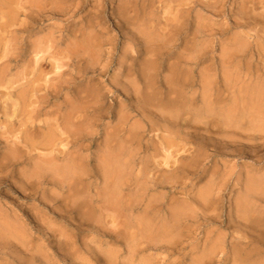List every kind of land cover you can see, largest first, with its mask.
Segmentation results:
<instances>
[{"label":"rangeland","instance_id":"rangeland-1","mask_svg":"<svg viewBox=\"0 0 264 264\" xmlns=\"http://www.w3.org/2000/svg\"><path fill=\"white\" fill-rule=\"evenodd\" d=\"M21 1L0 0V264H264V4ZM26 131L52 139L31 192Z\"/></svg>","mask_w":264,"mask_h":264},{"label":"bare ground","instance_id":"bare-ground-1","mask_svg":"<svg viewBox=\"0 0 264 264\" xmlns=\"http://www.w3.org/2000/svg\"><path fill=\"white\" fill-rule=\"evenodd\" d=\"M12 1L13 0H4V2H5V4H11L12 3ZM23 1V0H22ZM22 1H21V3H22ZM212 1V0H211ZM219 0H215L214 2H212V3H208L207 4V6L209 7H213V8H215L216 7V5H217V2H218ZM243 1V3H245V5H248V4H250L251 6H255L256 5V3H257V1H259V0H242ZM2 3V2H1ZM28 3H29V1H28ZM145 3V2H144ZM242 3V4H243ZM259 3H261V4H264V0H260L259 1ZM18 4V3H17ZM20 4V3H19ZM192 4V3H191ZM191 4H189V5H191ZM188 5V4H187ZM222 5V4H221ZM12 6V5H11ZM30 6H31V2H30ZM52 6V5H51ZM186 6V5H185ZM240 6L242 7V5L240 4ZM43 7V6H42ZM78 7V9H79V6H77ZM125 7V6H124ZM142 7V6H141ZM248 7L249 8H251L249 5L246 7V9H248ZM191 8V7H190ZM262 8V7H261ZM210 9V8H209ZM243 8H241V10H242ZM262 10V9H261ZM27 14H26V17L28 18V19H32L33 20V10H32V8H30V7H28L27 8ZM128 11H129V7H128ZM223 11V10H222ZM15 12V11H14ZM76 10H72V13H74V15L76 14ZM179 12H180V10H179ZM221 12V11H220ZM193 13V12H192ZM212 13V12H211ZM13 14V13H12ZM208 14V13H207ZM213 14H215V12L213 11ZM218 14V13H217ZM246 14H247V16H248V14H250V16H248V18H247V20H251V21H254L255 23H259V22H264V13H253V12H250V11H246ZM216 15V14H215ZM73 16V15H72ZM4 17V16H3ZM187 17V16H186ZM179 18H180V16H179ZM12 20V19H11ZM10 21V20H9ZM232 21V20H231ZM186 22V21H185ZM235 23V22H234ZM242 23V22H241ZM19 25V24H18ZM220 25V24H219ZM235 25V24H234ZM257 25V24H256ZM17 26V25H16ZM24 26V25H23ZM187 26V25H186ZM21 27V26H20ZM177 27V33H183L184 31H185V29H186V27H185V25L184 24H181V25H179V26H176ZM204 27V26H203ZM228 27V26H227ZM30 27L28 26L27 27V29H29ZM227 29V28H226ZM253 29H254V27H253ZM196 30H198V29H196ZM195 30V31H196ZM212 30V29H211ZM214 30V29H213ZM219 30V29H218ZM175 31V30H174ZM233 31V30H232ZM215 32V31H214ZM217 32V31H216ZM25 33V32H24ZM220 34H221V30H220ZM236 34V33H235ZM195 35V34H194ZM190 36V35H189ZM83 38V37H82ZM85 39V38H84ZM87 39V38H86ZM90 39V38H89ZM95 41V40H94ZM103 41V40H102ZM46 42V41H45ZM96 42V41H95ZM98 43V42H97ZM150 43V42H149ZM190 43V40H188L187 41V44H189ZM181 44V43H180ZM94 45V44H93ZM149 45V44H148ZM42 46V45H41ZM40 46V47H41ZM96 46V45H95ZM31 47V46H30ZM36 47V46H35ZM97 47V46H96ZM174 47H177V42H174L173 44H172V46H171V48H174ZM42 48V47H41ZM41 48H36V49H38L37 50V52H36V49H35V51L34 52H36V57L40 60V57H41V55H39L43 50H41ZM59 48V47H58ZM147 49H146V52L147 53H149V52H153L154 51V49L152 50V51H150L149 49L150 48H153V46H151L150 48H148V46L146 47ZM56 49V48H55ZM89 49V48H88ZM156 49V48H155ZM48 50V49H47ZM57 50V49H56ZM169 50V49H168ZM255 50V49H254ZM6 51V50H5ZM29 51V50H28ZM54 51V50H53ZM237 51V50H236ZM45 53H46V51H44ZM155 52V51H154ZM260 52V51H259ZM7 53V52H6ZM238 53V52H237ZM251 53V52H250ZM5 54V53H4ZM233 54H234V52H233ZM53 54H51V56H52ZM70 55V54H69ZM152 55H154V54H152ZM232 55V54H231ZM4 56V55H3ZM162 56H163V53L162 52H159V53H156V59L155 60H152L151 61V63L149 64V67H153V68H155L156 67V65L157 64H159V63H157V61H159V59L160 58H162ZM201 56V55H200ZM230 56V55H229ZM42 58V57H41ZM54 58V57H53ZM81 58V57H80ZM59 59V58H58ZM49 60V59H48ZM174 60V59H173ZM187 60V59H186ZM204 60V58L202 57V60L201 61H203ZM38 61V60H37ZM201 61L200 60H198V61H196V63H195V65H199L200 63H201ZM35 62V61H34ZM51 62V61H50ZM154 62V63H153ZM207 62V61H206ZM48 63V62H47ZM59 63V62H58ZM63 64H64V62H62ZM179 63H182V62H177V64H173V65H175V66H177V67H179ZM37 64V63H36ZM55 64V63H54ZM62 64V65H63ZM155 64V65H154ZM61 65V64H60ZM36 68V67H35ZM41 68V67H40ZM57 68H60L61 69V67L58 65V67H56V70H57ZM172 68V70H174V68L173 67H171ZM31 69V68H30ZM176 69V68H175ZM32 70L34 71V69L32 68ZM45 70V69H44ZM55 70V71H56ZM175 71V70H174ZM44 73V72H43ZM48 74V73H47ZM189 74V73H188ZM45 75V74H44ZM190 75V74H189ZM188 77V76H187ZM196 77V76H195ZM58 78V77H57ZM50 79V78H49ZM175 79H178L177 77L175 78ZM41 80V79H40ZM46 80V79H45ZM179 80L181 81V82H185V81H188V78H186V80L185 79H183V78H180V76H179ZM32 83V82H31ZM55 83V82H54ZM31 85V84H30ZM34 85V84H33ZM154 84L151 82V84H150V86H153ZM42 86V85H41ZM47 86V85H46ZM48 86H49V84H48ZM170 86V85H169ZM50 87V86H49ZM63 87V86H62ZM54 88V87H53ZM154 88V87H153ZM170 88V87H169ZM49 89V88H48ZM206 89L208 90V91H210L212 94L211 95H208L207 93V95H208V97H210V96H214V99H213V102L214 103H218V102H220V100L222 99V95H223V92H222V90H221V88H217V87H215V86H213L212 88H209L207 85H206ZM259 89H261V91H258V93H254L252 96H251V101H250V103H251V106H252V109L251 110H253V113L254 112H264V89L263 88H259ZM32 90V89H31ZM203 90H205V89H203ZM33 91V90H32ZM207 91V92H208ZM213 91H214V93H213ZM169 93L167 94V98H168V100L169 101H171L172 100V102L174 101H177V99H179V98H183L184 99V95L182 94V93H180L179 94V92H177L176 94L174 93L175 91L172 89V88H170V90L168 91ZM204 92V91H203ZM162 94V95H164L162 92H160V90H157V89H154V91H153V94L151 95V96H156V95H158V94ZM261 93V94H260ZM52 94V93H51ZM171 94H175V96L174 97H172V99L171 98H169V95H171ZM203 94V93H202ZM226 95V94H225ZM251 95V94H250ZM45 96V95H44ZM55 96H56V94H55ZM166 96V95H165ZM30 97V96H29ZM162 98V100L164 99V97L163 96H161ZM45 99V98H44ZM30 101V100H29ZM179 102H181V100L179 101ZM38 103V102H37ZM177 103V102H176ZM45 104V103H44ZM16 108V107H15ZM45 108V107H44ZM47 108V107H46ZM251 108V107H250ZM34 110V109H33ZM32 110V111H33ZM37 110V109H36ZM184 110V109H183ZM235 109H233V111H234ZM31 112V111H30ZM36 115V114H35ZM230 115V114H229ZM242 116V115H241ZM15 117V116H14ZM239 117V116H238ZM25 119V118H24ZM14 121V120H13ZM12 121V122H13ZM210 124V123H209ZM25 125H27V124H25ZM264 125V124H263ZM9 126H12V125H10L9 124ZM39 126V125H38ZM180 126L183 128L184 127V124H180ZM42 127H45V125H43V126H40V128H42ZM29 131V130H28ZM27 132V131H26ZM26 135H27V137H26V139H27V141H26V143H27V146L28 147H30V151H28L26 154H23L22 156H24L25 158H26V160H28V161H33V159L36 157V155L35 154H33L32 152L34 151V150H37V148H38V150L40 151V149H42L41 150V152L42 153H40V164H37V168L36 169H38L37 170V172L35 173V171L34 172H32V173H30V174H28V175H26L24 178H23V180H24V182H25V185H27L23 190H24V192H31V188H32V190H33V180L34 179H36V180H38L40 177V175H41V178H43L45 175H46V173H48V171H49V169L51 168V156L53 155L52 153V151H50V149H51V145H52V139H51V136H50V133H43V134H39V133H36V132H34V131H30V132H27L26 133ZM71 136V135H70ZM72 137H74V140H73V144H74V146H78L79 145V143H80V137H79V135H73ZM37 138V140L36 141H34L35 139ZM13 142V141H12ZM21 142V141H20ZM25 144V143H24ZM169 144V143H168ZM171 144V143H170ZM169 144V145H170ZM40 148V149H39ZM19 150V152H21L20 150L21 149H17V151ZM62 152V151H61ZM57 155H54V157H56ZM71 157H72V155H71ZM73 157H74V155H73ZM6 158V157H5ZM14 158V160L12 161V164L10 165V166H15V165H17V164H14L15 163V161H17V160H19V158L17 157V156H14L13 157ZM74 159V158H73ZM6 160V159H5ZM3 161H4V159H3ZM5 167V166H4ZM6 168V167H5ZM35 169V168H34ZM175 169V168H174ZM179 169H181V166L180 167H178L177 168V171H179ZM192 169V168H191ZM15 173V171H13V169H12V171H11V173H10V176L12 175L13 177L15 176V175H13ZM183 174V173H182ZM181 175V174H180ZM22 176H24L23 174H22ZM43 176V177H42ZM46 177V176H45ZM33 179V180H32ZM47 180V179H46ZM39 181V180H38ZM40 183H41V181H39ZM11 185V184H10ZM69 188H70V186H69ZM28 194V193H27ZM30 195V194H29ZM33 197V196H32ZM29 214V213H28ZM254 215V214H253ZM263 225H264V223H263V221L262 220H251V223H250V226H254L255 228H258L261 232H264V229L262 228L263 227ZM264 234V233H263ZM263 234L262 235H260L258 238H255V237H253L252 239H253V241H255V240H258L257 242L259 243V241H261V240H263V244L262 245H260V247H257V248H260V251L262 250V248L261 247H264V238H263ZM256 242V241H255ZM254 244V243H253ZM256 245H257V243L255 244V246L254 247H256ZM252 247H253V245H252ZM252 252V251H251ZM250 252V253H251ZM256 252H257V250H256ZM258 252H259V250H258ZM253 253H255V249H254V252ZM250 256V255H249ZM253 256V255H252ZM254 257V256H253ZM19 264H21V263H19Z\"/></svg>","mask_w":264,"mask_h":264}]
</instances>
